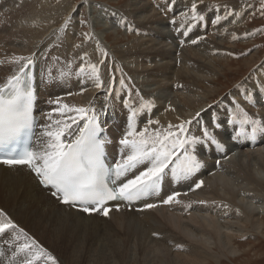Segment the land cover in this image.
Returning a JSON list of instances; mask_svg holds the SVG:
<instances>
[{
  "label": "bare ground",
  "instance_id": "1",
  "mask_svg": "<svg viewBox=\"0 0 264 264\" xmlns=\"http://www.w3.org/2000/svg\"><path fill=\"white\" fill-rule=\"evenodd\" d=\"M74 1L8 0V7L11 9L9 15L15 27L9 32L11 38L6 37L0 19V61L3 62L0 63V82L3 84L6 81L10 70L16 71L17 66L11 62L13 56H30L36 53L32 70L36 80L41 125L46 122L43 111L48 109L49 112L52 108L47 104L50 98L46 101L41 99L44 94V89L40 87L42 81L45 83L46 94L52 95V98L62 97L64 103L84 107L83 103L86 102L89 106L92 101L98 111L105 105L106 88L112 86L113 95L109 96L105 114L100 117L102 127L105 128L102 135L107 138L110 135L115 137V141L105 145L111 162L120 158L119 136L125 132L130 114L121 99L130 98L135 107H139L140 97L153 102L150 112L145 110L138 115V130L143 128L140 121L147 124L149 118L160 121L159 125H150L151 129L166 128L169 123L177 125L192 119L191 112L199 110L201 118L207 119L213 108H208L207 112V108H202L216 95L214 83L220 70L217 63L223 59H228L226 64L231 62L230 58L236 49L232 45L236 46L240 39H234L235 30L238 31L246 15L241 14L236 19H230L231 21L222 20L219 24L215 23L216 16H223L226 10L231 12L230 5H239V2L203 0L201 3L200 0H176L174 6L168 4L166 12L169 16L165 19L152 0H128L129 7L125 6L127 17L141 33L127 32L128 40L132 37L133 41L128 42L125 47L116 46L109 53L108 47L102 44L98 34H102L104 42L110 43L109 47L121 42V34L115 32L117 35L113 38L116 42L112 43L109 41L111 36L109 35V39L106 31H98L99 25L95 22L97 20H93V24L90 21L84 22L89 23L87 25L82 24L86 20L84 9L82 6L73 9L76 6L73 5ZM113 2L119 0H112ZM193 2L198 4V11L206 19L194 23L187 34H184L183 17H175V14L179 9H184L182 12L187 11ZM207 2L212 6L218 5L219 10H209L212 6ZM116 9L107 8V25L109 28L116 26L115 30L119 27L116 17L122 12ZM126 12H123L124 16ZM69 17L70 23L64 28L65 24H60ZM169 19H175L179 26H168ZM91 24L94 27L90 33L92 39H86L82 33ZM60 26L64 28L63 32ZM151 31L158 35H149ZM176 31L180 33L174 37ZM201 35H205L202 36L204 39L197 40L195 45L191 43L182 48L177 43V38L186 40L181 36L190 41ZM57 42L62 44L59 52ZM97 43L109 53L106 58L102 56ZM226 43L231 45L228 54L221 50L224 53L214 55L215 49H221ZM10 50L12 53H9ZM175 52L179 55L176 56ZM156 55L160 56L159 61L154 59ZM147 59H151L149 63ZM178 59L182 64H177ZM101 60L103 64L100 63ZM79 61L83 63L79 64ZM191 61L192 66L187 64ZM87 62L99 66L100 77L105 83L103 88H97L92 78L79 75L80 67H87ZM136 77L140 79L136 80ZM121 78L127 88H121ZM259 83H264V62L240 84L242 87H238L239 84L235 87L230 98H235L247 111V108L264 110V101L259 98H264V95H256L255 106L244 99L245 90L251 91ZM143 85L155 87L146 90L142 88ZM187 88L190 90L188 93L185 92ZM129 89L131 97L128 95ZM158 92L168 94L171 100L163 99ZM116 93H119L118 98L115 97ZM197 107L202 110H196ZM226 114L225 105L220 104L215 115L219 117L223 127L212 130L219 137L229 138L231 134L235 136L239 129L238 126L234 128L226 123ZM258 117L264 119L260 115ZM204 124L209 126L205 120L201 125H190V134L201 136ZM248 130L251 131L250 127ZM116 132L118 134L114 136ZM234 140H220L225 145L223 150L211 143L197 145L195 154L203 166L194 177L175 181L170 175L166 176L161 192L142 199L131 211H128L127 206H122L120 209L113 208L107 216L102 211L89 214L62 205L47 194L26 167L7 168L0 164V209L11 216L40 245L44 244V248L56 257L58 264H211L214 254L232 257L239 254L240 245L236 244V238L247 234L264 235V132H258L254 138L239 137ZM234 149L240 151L237 157L233 154ZM142 170L143 167L135 170L126 179ZM201 180L203 185L195 191L191 185ZM210 183L212 186L209 189H203ZM174 192L181 193L177 198L180 202L164 204L167 196ZM149 203L157 206L146 208L145 205ZM18 215L41 228L44 238L50 241L49 245L34 236L25 223L19 220ZM179 233L193 240L189 245L192 248L176 243ZM10 239L9 234L0 236V244L8 254L10 249L4 241Z\"/></svg>",
  "mask_w": 264,
  "mask_h": 264
},
{
  "label": "snow or ice",
  "instance_id": "2",
  "mask_svg": "<svg viewBox=\"0 0 264 264\" xmlns=\"http://www.w3.org/2000/svg\"><path fill=\"white\" fill-rule=\"evenodd\" d=\"M175 2L176 0H167L169 5L174 6ZM260 3L261 15H264V0H260ZM156 7L159 8L160 5L157 4ZM214 7L218 10V6ZM167 10L166 8L165 11ZM180 15L183 17L182 23L185 24L184 34H187L194 23L206 19L198 11L196 2ZM235 15L237 14L226 10L223 16H216L215 23L219 24L229 16ZM70 20V17L66 18L64 28L68 27ZM119 22L125 24L126 20L121 18ZM171 23L177 25L175 19ZM64 28L61 29L62 32ZM128 30H133L130 25ZM82 35L86 39H92L89 33ZM191 42L196 44L197 40L193 39ZM97 47L106 58L107 51L101 48L99 43ZM35 60L36 53L30 56H13L11 62L17 66L16 71L0 84V152L3 153L0 154V163L27 166L44 187L53 190L51 195L64 204L79 206V210L89 214L103 209L102 214L107 216L110 209L105 205L109 201L132 202L156 194L160 191L165 177L169 175L175 181L194 177L203 166L195 154L197 145L211 143L220 150L225 148L212 130L223 127L218 116L211 118V127L202 125L201 136L191 135L189 128L193 120L197 125H201V112H197L193 119L184 120L180 124L169 123L166 128L150 129V125H159L160 121L149 118L147 124L138 130V115L145 110L150 112L154 104L140 97V105L135 107L129 98L123 101L130 114L126 130L118 141L121 146L120 158L114 164L106 163L105 145L111 141L102 135L105 128L102 127L100 117L105 114L109 96L113 95L111 85L106 89L105 105L99 111L94 105L71 106L64 103L62 97L48 99L47 104L52 108L44 114L46 122L40 125L39 137L33 142L37 127L34 106L38 98L32 72ZM100 63L103 64V60ZM79 75L92 78L97 88L104 87L97 64L87 62V67H80ZM119 84L121 88L128 87L123 78L119 80ZM245 91V101L255 106L256 95H264V83H259V86L251 91ZM128 95L131 97V89ZM115 97L118 98L119 93H116ZM217 103L225 105V112L229 117L226 123L234 128L238 126L239 130L233 138H254L258 132H264V119L249 114L235 98L231 100V107L223 100ZM22 140L25 141L24 146L19 148L18 144ZM141 167L143 170L138 174L118 183ZM203 183L202 180L198 181L195 189H199ZM180 195L181 193L174 192L167 196L163 203H179L177 198ZM156 206L151 203L145 205L149 209ZM4 234H9L11 239L4 241L10 249V254L0 248L2 264H58L52 253L0 209V236Z\"/></svg>",
  "mask_w": 264,
  "mask_h": 264
},
{
  "label": "rangeland",
  "instance_id": "3",
  "mask_svg": "<svg viewBox=\"0 0 264 264\" xmlns=\"http://www.w3.org/2000/svg\"><path fill=\"white\" fill-rule=\"evenodd\" d=\"M223 1L227 2V1H234V0H223ZM143 2L145 3V1H143ZM152 2L154 3L155 7L157 4L160 5V7L159 8L156 7V9L166 19V17L169 16V13L165 11V9L168 7L167 0H152ZM236 2H239V5L231 4L230 6H232L231 12H234L237 15H235L234 18H233V16L232 17L229 16V18H227V20L229 19V21H231L230 19H236V16H241V14H245L246 16L244 18V22H242V24H240L241 25L240 27H238V31L235 30L236 37H239L240 39L237 40L238 43L236 44V46L232 45L234 48L236 47V49H235L233 56L230 58L231 62L226 64L227 63L226 61L228 59H223V60H220L221 62L223 61L222 64L220 61L217 63V68L220 69L219 72H221V71L222 72L221 73L218 72V74L216 75L217 78H216L215 83H214V85L216 87V95H214L209 100L210 103H207L202 108V109L207 108L206 112L208 111V108H213V111L208 114L209 116H207V119L209 118V120L200 118L201 123L205 120L206 122H208L210 127H211L210 119H211V117H213L215 115L216 111H218L219 106H220V104H218L217 102L220 100H223V101H225V103H227L229 105L230 100L232 99V98H230V95L235 90V87L238 84L239 85L242 84L247 79V77L252 75L254 73L255 69L258 68L259 66H261L264 62V15H261L260 0H236ZM86 3H88L87 6H86ZM127 3H128V0H119V2H113V3H112V0H75L73 2V5H76V6L73 9L78 8V6H80V7L82 6L84 9L83 15L86 18V20L84 22L86 23V22L90 21L93 24V20L94 21L97 20L95 22L99 25L98 31L99 32L106 31L105 33L108 35L109 39L111 36V39L109 41H111L112 43L116 42V39L113 38V37H116L115 35H117V33L115 34V32H118L119 35L121 34L120 36L118 35L119 37H122V39L119 38V39H121V42L115 44V46L113 45L114 48L112 46H111L112 48L109 47L110 43H108L107 41L104 42V39L101 37L102 34L101 35H100V33L98 34L99 37L101 38L102 44L104 43L105 46L108 47V52L110 53V52H112V49H115L116 46H117L116 48H120L122 46L125 47V45L128 42L130 43L133 41L132 37H130V41L128 40V38H127L128 33L127 32L131 33L133 31H135L137 34L141 33L138 28L133 26V23L127 17L128 14L126 11H127V8L129 7V3H128V6H127ZM208 4H210V3H208ZM210 6H212V4H210ZM213 6L209 10H217V9L213 8ZM108 7H109V9H111V7H112V9H114V8L116 9L119 7V9H116V10H118L119 12H120V10L122 11L121 14H119L116 17V22L119 26L117 30H115L116 26L113 24L115 26V27H113L111 22H109V23H110V26L113 28H109V26L107 25V17H108L107 8ZM250 7H251V9H250ZM132 8H133V6L130 7V9H132ZM236 8H237V10H235ZM243 9H244V11H243ZM123 10H125V11H123ZM183 10L184 9H179V11H177V13L175 14V17H178ZM218 10H219V6H218ZM241 11H243V13ZM10 12H11V9H9V7H8V0H0V19H1L2 29L4 30L7 38H11L9 36V32L13 28H15L14 25L12 24L11 16L9 15ZM123 12H126L125 16H124ZM119 16H121V18H124L126 20L125 24H121L119 22L121 20V18H119ZM237 18H239V17H237ZM212 20H214V19H212ZM171 21H172L171 19L167 20V22H168L167 25L170 27L173 26ZM84 22L82 24H84V25L89 24V23L85 24ZM63 24H65V19L62 22V24H60V25L63 26ZM92 24L87 26L88 30H85V33L90 34L93 32L94 27ZM129 25L132 27V29H133L132 31L128 30ZM231 26L229 25V28ZM121 28H123L125 31H123ZM59 31H60V29H59ZM59 31H58V33H59ZM121 31H122V33H121ZM58 33H56V34H58ZM113 33H114V35H113ZM176 33L174 34V37H176L175 35H178V33H180V32L176 31ZM231 33L233 34V32H231ZM145 34H147V33H145ZM58 35H61V34H58ZM149 35L157 36L158 33L151 31L149 33ZM202 36H205V35L195 36L193 39L199 41L200 37H202ZM181 37L186 39V40H181L180 38H177V43L180 44L182 46V48L187 47L192 43L191 41L193 39H190V41H189L186 37H184V36H181ZM198 41H197V43H198ZM181 42H183V43H181ZM172 43H173V41H172ZM230 46H231L230 43H226L221 49L220 48L215 49L214 55L216 53H218L217 55H219L220 53H224V52H226L225 54H228ZM60 47H62V44L57 42V52H59ZM221 50L224 52H222ZM9 53H12V50H10ZM175 55L177 56L179 54L175 52ZM154 59L159 61L160 56L156 55L154 57ZM150 60L151 59L148 60V63ZM82 63H83L82 61H79V64H82ZM177 64L180 65V64H182V62H180V60L178 59ZM187 64L192 66L193 62L191 61ZM12 74H14V70H10L7 73V77L9 75H12ZM104 77H105V75H104ZM134 78L135 77H133V79ZM139 79H140L139 77L138 78L136 77V80H139ZM0 84H2V83L0 82ZM104 85H105V83H104ZM44 86H45V83L42 81V83L40 84V87L44 89V94H43V97L41 99L44 98L46 101L47 98H52V95L46 94ZM154 87L155 86L143 85L142 88L149 90V89L154 88ZM181 90H183V88H181ZM189 91L190 90L188 88L185 90L186 93H188ZM165 94L166 93L162 94V93L158 92V95L160 97H162L163 99L168 98L170 101L171 96L166 94V96L164 97ZM224 97L226 98V100ZM259 98L261 101H264L263 97H259ZM124 100H126V99H121V102H123ZM45 101H44V103H45ZM83 104L85 105V107H88L86 102ZM210 105H211V107H209ZM230 105H229V107H230ZM214 107H217V108L214 109ZM197 108H196V110L201 109V107H197ZM247 109H248L249 114L260 115L264 118V110L263 109H257V108H254V109L253 108H247ZM47 110L48 109H45L43 111V113L44 114L47 113ZM197 112H200V110L199 111H193V112H191L190 115L191 116L193 115V117H195ZM227 115H228V113L226 114V116ZM193 117H192V119H193ZM193 121H194L193 123H196L195 120H193ZM145 125H146L145 122L140 121V126L144 127ZM214 129L215 128H213V130ZM214 133L216 136H218L219 140H221V141H232V142L235 141L233 138L234 135H232V134H231V137L224 138L223 136L219 137V134L216 131ZM117 134H118V132H116V135H114V136H117ZM222 135H224V133H222ZM108 138L110 139V141H115V137H113L111 135ZM119 138H122V135L119 136ZM239 152H240L239 149H234L233 154H236L235 156L237 157L239 155ZM195 184L196 183L192 184L191 187L193 188L195 186ZM211 186H212V183H210V185H206L203 189L207 190ZM193 189H195V187ZM196 190H198V189H195V191ZM132 209H133V207L128 208V211H131ZM18 218L22 223H25V225L34 234V236L38 237L39 240H41L43 243H46L47 245H49L50 241L47 238H44V233H43L41 228H38L34 224H32L31 222L24 220L20 215H18ZM97 220H99V219H97ZM100 222H98V223H100ZM179 235H180V237H178L176 239V243L177 244H183V245L186 244L189 248H192L189 245L193 243V240H190L189 238H187L186 236H183L180 233H179ZM236 244L240 245V251H239V254L237 256L232 257L230 255L227 256V255H222V254H214V256L212 257V260H211V264H264V235L263 234H260V235L257 234L256 236H251V235L247 234L245 236L238 237V238H236ZM42 245H43V247H46L44 244H42ZM175 251L182 252V250H180V249H175ZM218 257H219V260L221 262H219V260H217Z\"/></svg>",
  "mask_w": 264,
  "mask_h": 264
},
{
  "label": "trees",
  "instance_id": "4",
  "mask_svg": "<svg viewBox=\"0 0 264 264\" xmlns=\"http://www.w3.org/2000/svg\"><path fill=\"white\" fill-rule=\"evenodd\" d=\"M90 104L94 105V103L92 101H90Z\"/></svg>",
  "mask_w": 264,
  "mask_h": 264
}]
</instances>
